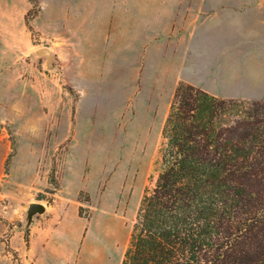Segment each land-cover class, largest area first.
<instances>
[{
  "label": "rangeland",
  "instance_id": "1",
  "mask_svg": "<svg viewBox=\"0 0 264 264\" xmlns=\"http://www.w3.org/2000/svg\"><path fill=\"white\" fill-rule=\"evenodd\" d=\"M10 1L0 0V264H91L100 240L121 264L186 81L170 64L177 44L146 49L144 34L90 17L35 26L41 0ZM45 47L50 62L36 53ZM31 202L46 210L29 223Z\"/></svg>",
  "mask_w": 264,
  "mask_h": 264
},
{
  "label": "trees",
  "instance_id": "2",
  "mask_svg": "<svg viewBox=\"0 0 264 264\" xmlns=\"http://www.w3.org/2000/svg\"><path fill=\"white\" fill-rule=\"evenodd\" d=\"M162 134L121 264H264V99L181 81Z\"/></svg>",
  "mask_w": 264,
  "mask_h": 264
},
{
  "label": "crops",
  "instance_id": "3",
  "mask_svg": "<svg viewBox=\"0 0 264 264\" xmlns=\"http://www.w3.org/2000/svg\"><path fill=\"white\" fill-rule=\"evenodd\" d=\"M41 2L43 8L35 26L62 27L64 22L69 24L70 17L94 18L102 27L113 21L115 32L144 34L146 49L176 43L178 52L169 56L174 70L211 94L264 99V0ZM7 114L0 108V121ZM0 149L1 161L5 150Z\"/></svg>",
  "mask_w": 264,
  "mask_h": 264
},
{
  "label": "bare ground",
  "instance_id": "4",
  "mask_svg": "<svg viewBox=\"0 0 264 264\" xmlns=\"http://www.w3.org/2000/svg\"><path fill=\"white\" fill-rule=\"evenodd\" d=\"M100 245H93L90 250L91 256H95V259L91 260V264H115L116 258L115 255L107 262V244L105 241H98Z\"/></svg>",
  "mask_w": 264,
  "mask_h": 264
},
{
  "label": "water",
  "instance_id": "5",
  "mask_svg": "<svg viewBox=\"0 0 264 264\" xmlns=\"http://www.w3.org/2000/svg\"><path fill=\"white\" fill-rule=\"evenodd\" d=\"M40 55H46L48 57V61L50 62L53 59L52 53L49 48H41L37 51ZM46 210V206L41 202H31L28 207V220L29 223L33 220L34 214L37 212H43Z\"/></svg>",
  "mask_w": 264,
  "mask_h": 264
}]
</instances>
